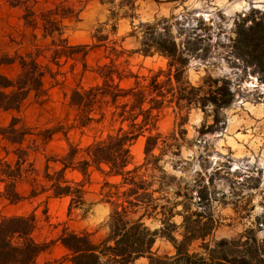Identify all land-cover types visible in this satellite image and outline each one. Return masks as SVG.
I'll return each mask as SVG.
<instances>
[{
	"label": "rangeland",
	"instance_id": "rangeland-1",
	"mask_svg": "<svg viewBox=\"0 0 264 264\" xmlns=\"http://www.w3.org/2000/svg\"><path fill=\"white\" fill-rule=\"evenodd\" d=\"M64 1V7L72 8V12L61 20L62 39L71 47H92L96 44L94 36L106 37V47L124 52L115 60L116 64L138 77L150 78L158 71H165L166 60L157 55L143 57L135 53L139 41L130 36L133 27L177 17L179 24L192 28L200 36L203 57L189 61L185 72L188 82L196 87L207 76L224 79L234 93V102L223 112L225 124L212 132L207 128L212 124L211 119L205 121L199 110H192L181 127L171 110L162 113L152 135L159 134L170 149L160 158L158 166L166 176L175 178L174 185L182 194L190 196L192 203L204 197L199 209L208 208L218 223L206 243L212 246L219 241L240 242L231 248L230 258L243 259V264H248V259L258 260L257 248L264 242V84L252 72V67L243 62V25L246 28L264 20V0H135L133 10L125 5V0H38L37 10H52ZM177 28H173L174 34ZM97 31L101 34L97 35ZM50 44V40H42L40 30L25 26L22 9L1 3L0 45L3 50L10 55L24 56L40 48L45 59L39 61L50 71L44 79L43 94L35 97L31 93L19 113H0L2 127L17 118V127L29 131L22 148L40 177L46 160L65 157L68 144L83 150L118 127L105 123L93 130H71L63 136V130L73 124L75 115L69 106L71 92L98 84L97 68L108 65L114 58L101 47L90 50L85 57L82 51H77L72 59L62 58L56 65L50 62L51 53L46 52ZM2 73L14 79L20 69L15 64L3 68ZM133 83L134 80L129 79L122 82L121 87L129 88ZM57 129L59 133L46 141L44 132ZM145 137L138 138L130 147L132 164L128 170L144 163ZM15 149L0 137V159L14 162ZM152 154L158 157L159 149ZM81 157L80 154L77 159ZM49 166L57 169L52 163ZM101 170L103 174L95 168L89 170L84 186L85 205L70 214L69 198H48L49 194L32 198L29 184L24 182L17 186L21 202L11 205L0 200V217L34 216L32 238L43 247L36 258L37 264H70L71 255L59 240L63 233L86 234L95 245L102 242L112 245L110 206L103 198L102 187L105 182L118 185L120 178L106 177L107 170L104 167ZM160 174L146 169V176ZM66 179L83 181L77 172H68ZM195 209L197 205L191 204V210ZM176 211H180V207ZM158 219L144 220V224L151 231L157 230L160 228ZM171 222L179 227L182 219L176 216ZM179 232L175 235L178 240ZM244 242L249 245L244 246ZM199 246V242L193 244L192 252L201 253ZM151 254L171 258L175 251L169 241L158 237ZM148 262L145 257L135 264ZM227 264L234 263L228 261Z\"/></svg>",
	"mask_w": 264,
	"mask_h": 264
},
{
	"label": "trees",
	"instance_id": "trees-1",
	"mask_svg": "<svg viewBox=\"0 0 264 264\" xmlns=\"http://www.w3.org/2000/svg\"><path fill=\"white\" fill-rule=\"evenodd\" d=\"M135 0H125V5L133 10ZM103 2V0L101 1ZM111 2V1H110ZM109 2V3H110ZM23 10V21L33 31L40 30L42 40H50L46 52L51 53V61L56 65L60 59H72L77 51L85 57L94 48H105L113 57L108 65L97 68L99 83L88 89L76 88L69 96V106L74 110L73 124L63 130L66 137L71 130L91 129L107 123L111 130L104 139L98 140L83 150L68 144L66 156L62 159H47L40 177L33 164L27 160L22 148L24 138L29 131L18 128L19 120L12 118L7 127L0 125V137L14 146V162L5 158L0 160V184L3 191L0 198L9 204H17L22 198L16 192V184L29 182L30 197L36 198L49 194L48 198H69L68 214L80 208L84 203V186L90 169L95 168L101 174L103 167L106 177L120 178L118 185L103 184V198L110 206L109 225L111 243L102 242L95 245L86 234L63 233L61 245L70 253V264H135L141 258H148V264H243V259L230 258L231 248L240 242L219 241L212 246L205 241L218 227L210 210L199 207V202L192 203V198L182 194L174 185L175 178L166 176L158 166L160 158L168 151L169 145L159 134L152 135L159 117L166 110H171L181 127L192 110H199L210 132L223 126V112L234 102V93L224 79L207 76L198 86H192L185 72L189 61L202 60V39L192 28L179 24L180 19L170 17L153 23H140L133 27L130 36L139 41L135 53L143 57L155 55L166 60V70L158 71L150 78L138 77L126 68L116 64V59L124 54L114 47H106V37L94 36L96 44L92 47H71L62 39L60 26L65 15L72 8L64 7L66 1L52 10H37L38 0H0V6ZM174 21V22H173ZM174 34L173 28L177 27ZM96 34L100 35L101 31ZM237 34V36H239ZM43 56L40 48L24 56L10 55L0 45V113H19L31 93L35 97L44 93L45 76L50 73L48 66L39 60ZM243 62L252 67L253 73L264 84V20L248 27L243 25ZM18 65L20 73L11 79L2 73L3 68ZM133 79L129 88H122L121 83ZM125 127V129H124ZM62 129V128H61ZM49 141L57 130H47ZM144 163L128 170L132 164L130 147L136 140L145 136ZM45 135H43L44 137ZM159 149L158 157L153 151ZM80 159H77L79 155ZM50 163L57 169L50 168ZM160 172L159 176H146V169ZM68 172L81 174L82 182L66 179ZM40 177V180H39ZM171 191H173L171 193ZM182 199L181 201H178ZM191 204L197 209L191 210ZM180 207V211L176 209ZM182 219L177 227L171 220ZM157 218L160 228L151 231L144 220ZM264 226V219L262 222ZM35 228L34 216L0 217V264H37L36 258L43 250L32 238ZM179 232V240L175 235ZM160 237L169 241L175 254L171 258H158L151 254L156 239ZM199 242L201 253H193L191 247ZM244 246L249 244L244 242ZM258 260L248 259V264H264V242L257 248Z\"/></svg>",
	"mask_w": 264,
	"mask_h": 264
},
{
	"label": "crops",
	"instance_id": "crops-1",
	"mask_svg": "<svg viewBox=\"0 0 264 264\" xmlns=\"http://www.w3.org/2000/svg\"><path fill=\"white\" fill-rule=\"evenodd\" d=\"M3 159V158H2ZM1 160V159H0ZM19 183H21V182H19ZM19 183H17L16 184V192H17V194L20 196V194L18 193V191H17V186H18V184ZM25 184H29V188H30V191L29 192H31V189H32V187H31V184L30 183H28V182H24ZM1 185V184H0ZM2 186V185H1ZM3 191V190H2ZM0 193H2L1 191H0ZM29 196H30V193H29ZM21 197V196H20ZM22 198V197H21ZM0 200H3L2 198H0ZM5 201V200H4ZM21 202V201H20ZM18 204V203H17ZM12 205V204H11Z\"/></svg>",
	"mask_w": 264,
	"mask_h": 264
}]
</instances>
